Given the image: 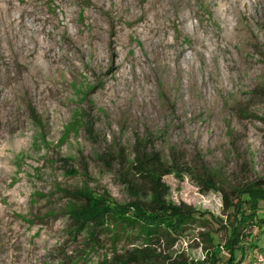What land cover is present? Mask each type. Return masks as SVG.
Returning a JSON list of instances; mask_svg holds the SVG:
<instances>
[{"label":"rangeland","instance_id":"1","mask_svg":"<svg viewBox=\"0 0 264 264\" xmlns=\"http://www.w3.org/2000/svg\"><path fill=\"white\" fill-rule=\"evenodd\" d=\"M138 151L178 158L167 199L198 212L174 254L225 255L229 204L264 178V0H0V264H114L142 245L69 215L81 189L146 198ZM207 172L220 190L201 191Z\"/></svg>","mask_w":264,"mask_h":264},{"label":"trees","instance_id":"2","mask_svg":"<svg viewBox=\"0 0 264 264\" xmlns=\"http://www.w3.org/2000/svg\"><path fill=\"white\" fill-rule=\"evenodd\" d=\"M173 158L170 165L157 151L137 152L130 169L150 182L152 188L146 198L136 196L128 202H116L108 194L99 195L91 189L74 192L69 215L77 230L91 228L93 240L97 231L109 225L136 230L143 238V244L122 253L115 252L114 264H253L254 259L245 262V250L249 246H257L250 242L253 228L264 229V178L244 185L240 188L237 202L229 204L234 208L235 221L228 229L225 255H221L219 250L212 251L206 260L196 262L183 252L174 254V248L190 225L200 218L192 205L185 202L175 204L167 199L169 187L163 182V177L172 172L180 173L182 169L178 158ZM199 181L202 192L221 189L214 175L208 172L201 174ZM128 184L133 186L131 179ZM134 186L138 187V184Z\"/></svg>","mask_w":264,"mask_h":264},{"label":"built area","instance_id":"3","mask_svg":"<svg viewBox=\"0 0 264 264\" xmlns=\"http://www.w3.org/2000/svg\"><path fill=\"white\" fill-rule=\"evenodd\" d=\"M253 264H264V252H259L254 258Z\"/></svg>","mask_w":264,"mask_h":264}]
</instances>
